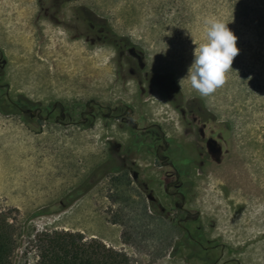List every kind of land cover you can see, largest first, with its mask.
<instances>
[{"label":"rangeland","instance_id":"obj_1","mask_svg":"<svg viewBox=\"0 0 264 264\" xmlns=\"http://www.w3.org/2000/svg\"><path fill=\"white\" fill-rule=\"evenodd\" d=\"M208 17L227 23L238 53L224 84L201 96L182 79ZM91 24L140 49L147 75L130 73L122 49ZM0 53V99L57 102L73 116L91 101L106 107L89 129L48 124L42 132L0 113V211L16 229L10 264H35L36 239L54 230L99 239L134 264H264V237H256L264 229V0H0ZM169 80L180 107L207 130L230 132L226 156L206 163L190 135L185 207L195 218L185 226L203 250L177 239L182 232L155 205L150 212L148 193L164 205L170 199L146 146L133 151L132 172H111L108 162L112 142L126 147L134 138L108 120L118 101L145 126L179 127Z\"/></svg>","mask_w":264,"mask_h":264},{"label":"flooded vegetation","instance_id":"obj_2","mask_svg":"<svg viewBox=\"0 0 264 264\" xmlns=\"http://www.w3.org/2000/svg\"><path fill=\"white\" fill-rule=\"evenodd\" d=\"M92 30H96V36L103 42L113 39L112 45L114 48L122 49L120 55L125 57L130 65L129 71L133 75L137 73L146 76L145 63L143 62V52L135 46L116 43L114 36L106 32L104 29H98L96 24L90 25ZM4 59L0 53V75L2 74ZM170 90L172 95L166 96L169 106L177 114V119L180 122L179 127H174L172 124H151L144 125V118L134 120L132 117L133 109L130 105L122 101L116 102L111 108V114L108 115V120L118 121L116 128L120 131L127 130L132 132L134 138L131 143L122 147L120 142H112L110 147L109 159L110 171L119 169L121 171L129 170L132 172V156L133 151L140 152L146 146V152L154 157L156 163L159 164L161 171L160 186L163 188L164 194L169 197L170 202L164 205L152 193H148L147 198L152 205L148 208L152 213V207L155 205L158 209V215L168 219L179 231L182 232L177 239H189L193 241V245L200 249L202 243L198 237H194L192 231L185 226V223L193 220V212L185 207V202L189 190L186 187L184 179L190 177V135L198 139L199 146L203 147L199 155L201 162L220 161L226 156L229 149L230 132L222 127L219 130H207L206 125L199 123V116L195 113H190L189 109L182 108L178 104L179 93L176 86L169 80ZM106 109L105 106L94 101L86 103L83 109L78 110L76 115H72L70 110H67L63 105L54 102L42 105L33 103L28 99L17 97L11 101L0 99V113L4 115H17L23 122L28 125L33 131L42 132L48 124H54L60 128L77 127L78 129H89L94 126V122L99 119ZM107 129L112 128L114 124L105 123ZM177 128V129H176ZM135 132V133H134ZM144 132V133H143ZM147 137V141L144 138ZM114 139V137H109ZM119 163H123L122 168ZM117 173V172H116ZM136 177V172L133 173ZM187 185H190L188 183ZM197 215H199L197 213ZM178 244L184 245L182 242ZM188 249L193 250V247ZM193 257L198 255L191 253Z\"/></svg>","mask_w":264,"mask_h":264},{"label":"trees","instance_id":"obj_3","mask_svg":"<svg viewBox=\"0 0 264 264\" xmlns=\"http://www.w3.org/2000/svg\"><path fill=\"white\" fill-rule=\"evenodd\" d=\"M119 171L114 169L112 172ZM15 235L13 222L0 211V264L11 263ZM36 243L39 254L35 264H134L124 251L108 247L96 238L86 239L80 232L45 231L38 236Z\"/></svg>","mask_w":264,"mask_h":264},{"label":"clouds","instance_id":"obj_4","mask_svg":"<svg viewBox=\"0 0 264 264\" xmlns=\"http://www.w3.org/2000/svg\"><path fill=\"white\" fill-rule=\"evenodd\" d=\"M204 41L193 49L186 79L201 96L213 93L225 82L233 58L238 53L236 36L227 23L214 17L205 18Z\"/></svg>","mask_w":264,"mask_h":264},{"label":"bare ground","instance_id":"obj_5","mask_svg":"<svg viewBox=\"0 0 264 264\" xmlns=\"http://www.w3.org/2000/svg\"><path fill=\"white\" fill-rule=\"evenodd\" d=\"M256 237L257 238L264 237V229L263 228H261L259 232H256Z\"/></svg>","mask_w":264,"mask_h":264},{"label":"crops","instance_id":"obj_6","mask_svg":"<svg viewBox=\"0 0 264 264\" xmlns=\"http://www.w3.org/2000/svg\"><path fill=\"white\" fill-rule=\"evenodd\" d=\"M38 182H39V184L41 183L40 181H39V179H38ZM34 183L35 184H30V187H36V185H37V183H36V181H34ZM14 186H17L18 187V185H14ZM27 187V186H26ZM27 205V204H26ZM22 210H27L26 208L25 209H22Z\"/></svg>","mask_w":264,"mask_h":264}]
</instances>
